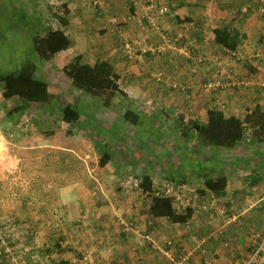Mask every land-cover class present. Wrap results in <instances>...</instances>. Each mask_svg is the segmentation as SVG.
Here are the masks:
<instances>
[{"label": "crops", "instance_id": "1", "mask_svg": "<svg viewBox=\"0 0 264 264\" xmlns=\"http://www.w3.org/2000/svg\"><path fill=\"white\" fill-rule=\"evenodd\" d=\"M87 1L63 0L70 11L69 23L63 30L70 37L72 47L54 58L57 64L46 63L42 70L47 68L50 73L53 68L62 70L78 55H82L84 62L90 65L104 60L113 64L115 69L114 63L126 62L120 73L116 72L120 76L119 85L127 95H121V111L115 110L118 103L117 107L113 103L105 111L99 110L97 103L89 104L98 114L100 124L89 114L85 117L88 122L84 121L83 126H79L80 120L72 125L61 120L56 123L45 120L31 127L27 124L20 126V120L28 122L27 115L5 118L2 122L0 227L10 235L20 229L19 234L22 233L23 237H14L11 242L29 241L26 249L18 250L22 253L19 264H167L193 251L186 264H243L256 249L253 236L260 238L264 234V17L260 13L264 0H163L170 11L164 16L154 15L157 22L171 19L167 26L171 28L172 36L181 37L184 32L188 43H195L202 49L197 53L217 52L221 63L229 70L220 69V72L226 76L232 71L231 75L238 80V86L229 84L214 93L211 101L224 103L226 116H235L245 122L251 120L246 122L244 139L234 148L202 147L205 150L202 160L209 159L217 167L211 174L194 172L189 167L185 171L181 162L177 165L166 161V157H161L165 150L161 147L146 154L144 146L123 140L116 144L104 139L101 133L106 129L117 132L127 128L130 135L137 134L138 129L154 131L152 125L157 127V111L144 108L151 106L153 100L150 97H157L160 101L164 95L150 80H144L147 77L145 70L142 72L132 64L136 61L133 56L139 51L134 48H146L143 42L148 40V36L144 33L140 39L137 38V46L133 45V55L124 47L119 50L126 54L124 61H119L120 54L112 53L115 50L112 46L105 49L109 52L105 58L96 54L101 50L98 49L100 44L95 37L90 38L91 30L87 31V25L98 16L96 13L93 17L84 15L81 4ZM107 1L106 7L111 13L123 10L117 0ZM137 2L139 10L136 9L135 14L144 21V15L149 14L143 6L145 0ZM73 13L79 17H74ZM77 20L82 24H76ZM183 21H188V24L183 25ZM209 27L210 30H206ZM220 28L240 34L241 42L235 52L215 44L214 32ZM210 35L213 49H208L211 39L207 37ZM158 40L160 38L151 40V44L157 47ZM182 47L178 49L175 45L168 52L171 51L173 57L177 56V60L179 52L186 51ZM89 55L96 58L89 61ZM200 56L203 55H196L195 61L189 55L182 69L178 66L170 68L175 75H183L188 85L190 95L184 100L189 105L195 103L189 110L193 112L196 108L199 111L195 115L190 113V118L206 124L210 108H206L203 97L207 94L201 89V80L206 72L189 64L202 63ZM173 57L169 63L175 62ZM140 61L157 63L156 60ZM159 62L164 63L165 60ZM43 77L51 92H63L59 82ZM198 91L200 95L195 97ZM0 98V104H4L2 93ZM145 102L148 106H144ZM127 111L137 115L135 126L132 123L131 127L128 125L130 122L125 119ZM103 123L106 126H102ZM85 124L89 127L86 128ZM79 128L87 131L88 135L83 134L85 131L77 132ZM182 132L179 135L184 140L176 143V147L184 149L185 146L190 150L199 147L197 138L187 139ZM4 147L6 152L3 153ZM105 153L111 159L101 165L100 160ZM191 162L197 163L195 160ZM145 176L152 180L153 194L145 193L141 188ZM220 177L227 179V186L222 195L215 196L206 188L205 182ZM166 183L175 186L173 201L176 211L185 213L188 208L192 210L186 223L150 216L151 197L158 191L164 192ZM126 223H133V230L128 229ZM24 232L25 235L30 233L29 236L24 237ZM148 233L157 238L158 247L144 238ZM167 241L174 245L167 247ZM0 262L12 264L2 248ZM260 264H264V258Z\"/></svg>", "mask_w": 264, "mask_h": 264}, {"label": "rangeland", "instance_id": "2", "mask_svg": "<svg viewBox=\"0 0 264 264\" xmlns=\"http://www.w3.org/2000/svg\"><path fill=\"white\" fill-rule=\"evenodd\" d=\"M106 1L107 0H88L86 4H81V8L83 7L85 11L84 15L92 16L97 14L98 16V18L95 21L87 25V27L89 28L87 31L91 30L89 32L90 38L95 37L94 39H96V41L100 44V47L98 49L101 50L100 52L98 51L96 54L99 55L100 57L105 58V56H108L109 53L105 49H107V47L109 46H112L113 48H115V50H113L112 53L120 54L121 58L119 61H124L125 60L124 57L126 54L124 51L123 52L121 51L120 53L119 50L122 47L126 49L125 44L130 43L132 48L131 55H133L134 50L132 45L137 46V38L140 39L142 37V33H144L146 36H148V40L143 42V45L146 46V48H144L143 50L139 48H134L135 50L138 49L139 51L135 56H133V58H136V61H133L132 64L136 68L140 69V71L142 70V72L143 70H145L147 77L146 79L144 78V80H147V82L150 80L154 85L157 86L156 88L157 90H161V93L164 96L162 97L163 99L160 101L159 98L157 97H150L153 100L150 102L151 106L144 108V110L147 109L149 111L151 110H154L155 112L157 111L155 113L156 116H158L155 121L158 122L156 125L157 127H155L154 124L152 125L154 127V131L148 132L151 129H148V131L138 129L137 134L130 135L127 133L128 131L127 128L117 130V132L115 131L109 132V129H106L101 133L103 134L104 139L108 138L109 142H115L116 144H118V142L123 140V142L126 141L127 143H131V144L135 143L136 145L144 146L143 148L146 154L148 152L154 151L158 147H161L162 149H165L161 157L162 158L166 157V161L170 160L175 164L177 163V165L180 164L181 162L182 163L181 168L185 171L188 170L189 167L191 168L190 170L194 172L204 171L206 173L211 174V172L215 170L217 167L215 165V162L209 159L207 161L202 160V158H204L203 152H205V150L202 149V147H205L204 145L206 144L201 140V138H199L196 135L195 132L193 131L189 132V130L187 131L191 139L197 138V141L200 142L199 147H195L194 149L190 150L187 148L185 149V146L184 149L175 146L176 143L182 142L183 137H180L179 133L183 130L184 126L186 125L191 126L193 125L194 122H197V120H195L194 118H190V113L195 115V112L199 113V111L196 108L195 110L193 109V112L189 110L194 107L195 103L189 105L190 103L184 100L185 97L190 95V91L188 90L189 89L188 85L185 83L183 75H180L179 73L175 75L174 73H172V69L170 67L175 68L178 66L182 69V67L184 68L185 64H187L186 59L189 57V55H191L193 60L197 61L195 59V56L202 54L203 56H200V58L203 60L202 63L192 62L189 64L191 67L197 66L198 68L201 69V71L203 70L204 72H206V75L201 80V83L205 84L207 81H211L214 74L217 73L219 69H221L222 61L219 55L217 54V52L197 53L196 51H199L200 49L196 47L195 43L192 44L188 43L187 41L188 37H185L184 32H182L181 37L177 35L176 38H174L172 36V32H169L171 29L170 26H169L170 29H168L167 26V24L170 25L169 22L171 21V19L167 18L157 22V20L155 19L156 17H154V15L158 13L159 15L164 16L165 13L167 14L170 11L168 4L166 5L165 4L166 2L164 3L163 0H145L143 6L144 7L146 6V9L149 14L144 15V21L142 20L143 18L142 19L137 18L138 15L135 14L136 9L137 11L139 10L137 1L140 0L137 1L117 0L118 6L122 5L123 10H120L118 12L112 11L113 13H111L109 8L106 7V4L108 2ZM113 1L111 2L112 8H113ZM64 4L65 3L63 2V0H0V68L2 66V69L5 70V71L4 70L0 71V73L14 72L20 69L24 63H29L31 60L38 67L37 68L38 70L37 74H39L37 75L38 79H42L44 78L43 76H46V78L51 82L53 81L59 82L61 84L60 86L61 90L63 91L65 96L68 97L69 99H71L74 96L78 97L79 100L78 111L81 114V116L84 113L83 116L80 118L79 126L84 121L88 122V120H86L88 114L91 116V119L93 121H97L99 123V121L101 120H99V118L97 117L98 114L89 107V104L97 103L99 105V110L105 111L106 108L103 107L102 99L99 97L92 99L90 95H83L79 91L73 90L71 88V82L62 74L61 69L56 70L55 68H53L52 73H50V71H47V68L44 69L43 71L42 67H44L46 63L40 62L38 60L37 54L34 52L32 37L37 33L43 34L45 31L44 29L49 26L51 27L58 26L57 22L54 20L56 19L55 15L57 14L63 15ZM24 10L28 13V15H26ZM73 15H75L74 17H79L75 13H73ZM81 16L82 15L80 14V17ZM261 16L264 17V15L262 14ZM25 17L26 19L23 20V18ZM30 17L32 18L33 22L30 21L31 19ZM77 23L82 24V22L79 20L76 21V24ZM163 23L166 24L163 25ZM184 24H188V21H183V25ZM176 27H178V25ZM207 29L210 30V27L206 28V30ZM212 30L213 28L211 27V31ZM106 32L108 34L105 35ZM209 34L212 35L210 31ZM211 35L207 37L208 39H211L208 42L210 43V45H208V49L210 48L213 49ZM158 38H160V40H158L159 45H157L156 47V45L151 44V40ZM177 38L179 39L177 40ZM169 40L171 41V43ZM175 45L177 46L178 49H180V47L182 46H183L182 48L186 49V51L179 52L180 54H178L179 58L177 60H176L177 56L173 57L174 54L171 55L172 52L171 51L168 52L169 50H172L175 47ZM169 46L172 47L169 48ZM206 47L207 45L205 46V48ZM126 50L128 51V49ZM172 57L175 58V62L169 63ZM95 58H96L95 56L89 55V58L87 59L90 61ZM141 59H143L144 61L156 60L157 63H141L140 61ZM160 60H165V62L160 63L159 62ZM47 63H51V65H54L55 63L57 64V60H53ZM114 64L117 67L116 71L120 73V68L124 64H126V62L114 63ZM128 65H130V63H128ZM220 75L223 76V74L221 73ZM59 77L63 79V81L60 80ZM169 79H174V81L170 82ZM175 83H178V86H175ZM197 93L198 94H196L195 97H199L200 92L198 91ZM217 93L218 92H216L215 94ZM203 99H204L203 101L207 103L206 105L207 109L212 108L210 107L213 105L212 103H215L213 105V108H218L224 105V103H221L220 101L212 102L211 94H209L208 96L206 95V97L204 96ZM0 100L2 101L1 98ZM120 101H122L121 95H118L117 98L114 100L115 107H117L116 104L118 103V107L115 108L116 111H121L122 109L120 107L121 105L119 104ZM210 103L211 105H209ZM7 104H8L7 102H4V104H0V126L1 124H3L2 122L5 120V118H7L6 113L4 111L7 107ZM147 104L148 103L145 102L144 106H148ZM27 121H28L27 123H23L20 120V122L18 123L19 124L21 123L20 126H22V124L23 125L27 124L28 126L31 127L32 119L29 118L27 119ZM101 125L106 126V123H103ZM128 125H130L131 127V123H128ZM85 126L86 128L89 127V125L86 124ZM76 130L77 132L85 131V130H81L80 128ZM122 132H124L125 134L123 135ZM83 134L88 135L87 131L83 132ZM170 136H173L174 138ZM6 140H8V138H6ZM191 160H195L198 163V165L197 163L191 162ZM218 168H220V166ZM1 175L2 174H0V177ZM19 231L17 233L16 231H14L12 235L7 234L6 237L7 246L13 252H16L14 253L15 261H12L11 256L6 250V246L3 245L4 246L3 250L5 251L6 254L9 255L12 264L20 263L19 260H20V255L22 253L18 252V250L26 249L27 245L29 244L28 243L29 241L27 243H23L20 240H19L20 242H16V243L11 242V240L14 239V237H18V236H20L21 238L23 237V234L22 233L19 234ZM29 234L30 233H28V235L27 234L25 235L24 232V237L29 236ZM9 236L10 239H8ZM1 248L2 247H0V251Z\"/></svg>", "mask_w": 264, "mask_h": 264}, {"label": "trees", "instance_id": "3", "mask_svg": "<svg viewBox=\"0 0 264 264\" xmlns=\"http://www.w3.org/2000/svg\"><path fill=\"white\" fill-rule=\"evenodd\" d=\"M24 12L28 15L25 10ZM69 16L70 11L64 5L63 15H55L56 19L54 20L58 26H49L44 29L43 34L37 33L32 37L34 52L40 62H51L58 54L72 47L70 37L63 30V27L69 23ZM25 19L26 17L23 18V20ZM30 21L33 22L32 18ZM214 33L215 44L228 49L231 53L237 50L241 42L239 33L228 28L216 29ZM37 68V65L30 60L29 63H24L20 69L14 72L0 73V91L3 100L8 103V107L5 109L6 117L12 119L27 115L26 119L31 118L32 124L44 123L45 120L55 123L57 120H61L69 125L79 122L81 114L78 111V97L74 96L69 99L63 92L60 94L51 92L49 84L43 79H38ZM2 70L4 69L1 66L0 71ZM61 71L71 82L73 90L79 91L83 95H90L92 99L101 98L105 108H110L118 95H127L119 85L120 76L114 65L108 61L100 60L94 65H90L84 62L82 55H78ZM223 106L210 108L206 124L194 122L191 126H184L182 134L190 139L187 131H193L206 145L212 148H234L244 139L246 122H249L251 118L245 122L235 116H226ZM125 119L135 126L138 117L132 111H127ZM110 159L111 156L105 153L100 164L105 165ZM205 186L215 196H220L226 189L227 179L225 177L216 180L207 179ZM141 188L145 193L153 194V183L149 176L143 177ZM149 214L156 219H167L183 224L191 217L192 210L188 208L185 213H178L174 208L172 198L152 196ZM0 247L3 249V246ZM0 264L2 263L0 262Z\"/></svg>", "mask_w": 264, "mask_h": 264}, {"label": "built area", "instance_id": "4", "mask_svg": "<svg viewBox=\"0 0 264 264\" xmlns=\"http://www.w3.org/2000/svg\"><path fill=\"white\" fill-rule=\"evenodd\" d=\"M261 14L264 15V2L261 6ZM166 39V38H165ZM171 43V42H170ZM132 44V43H131ZM133 46V45H132ZM126 49H128L129 52H131L132 48L130 43L125 44ZM172 46H169V48ZM223 65V63H222ZM221 69H224L225 71H229L225 68V66L223 65L221 67ZM232 72V71H231ZM231 72L229 73V75L226 76H222L221 74H224V72H220V69L218 70V72L216 73L215 76H213L211 81H207L205 84L202 85V90L204 94H211L213 95L216 92H219L221 89H225V87L229 86V84L233 85V86H238V80L235 79L234 75H231ZM228 79V80H227ZM227 80V81H226ZM226 81V82H225ZM175 86H178V83H175ZM3 140L4 137L1 134L0 131V140ZM1 152H6V148H2ZM164 192H156L155 196H165V197H170L173 199V195H174V191H175V186L172 183H166L165 184V188L163 189ZM178 198V195H177ZM126 227H128V229L133 230V223H126ZM136 232L138 233V229H136ZM7 237V233L6 231L0 227V246H6V250L8 251L9 255L12 258V261H15V257H14V253L8 246H7V242H6V238ZM144 238L150 242V244L152 246H156L158 247V241L157 238L154 237V235L148 233V234H144ZM254 242L256 244V249L254 251V253L251 255V257L244 261L243 264H260L261 261H263L264 258V234L258 238L257 236H253ZM167 247H171L173 244V242L171 241H167L165 242ZM3 246V247H4ZM203 251V250H202ZM205 252V251H204ZM193 252H186L183 256H181L179 259H172L170 260L167 264H186L191 256L193 255Z\"/></svg>", "mask_w": 264, "mask_h": 264}]
</instances>
